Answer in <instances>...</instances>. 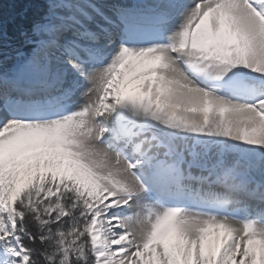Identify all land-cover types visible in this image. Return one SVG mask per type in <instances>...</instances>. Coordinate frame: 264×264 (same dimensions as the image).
Returning <instances> with one entry per match:
<instances>
[{"label":"snow or ice","instance_id":"1","mask_svg":"<svg viewBox=\"0 0 264 264\" xmlns=\"http://www.w3.org/2000/svg\"><path fill=\"white\" fill-rule=\"evenodd\" d=\"M4 2L0 264H264V0Z\"/></svg>","mask_w":264,"mask_h":264},{"label":"trees","instance_id":"2","mask_svg":"<svg viewBox=\"0 0 264 264\" xmlns=\"http://www.w3.org/2000/svg\"><path fill=\"white\" fill-rule=\"evenodd\" d=\"M28 6L24 3H10L8 0L4 2V13L6 16H14L22 13Z\"/></svg>","mask_w":264,"mask_h":264},{"label":"rangeland","instance_id":"3","mask_svg":"<svg viewBox=\"0 0 264 264\" xmlns=\"http://www.w3.org/2000/svg\"><path fill=\"white\" fill-rule=\"evenodd\" d=\"M130 75V74H129ZM128 77L126 76V79H127Z\"/></svg>","mask_w":264,"mask_h":264}]
</instances>
